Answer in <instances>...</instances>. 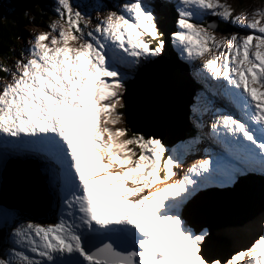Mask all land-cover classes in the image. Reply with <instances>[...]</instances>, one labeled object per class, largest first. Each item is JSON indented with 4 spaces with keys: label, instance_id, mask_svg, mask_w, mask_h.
<instances>
[{
    "label": "snow or ice",
    "instance_id": "snow-or-ice-1",
    "mask_svg": "<svg viewBox=\"0 0 264 264\" xmlns=\"http://www.w3.org/2000/svg\"><path fill=\"white\" fill-rule=\"evenodd\" d=\"M55 4L60 20L48 27L58 34H36L16 71L0 66L12 78L0 89V148L44 157L59 206L53 223H16L0 264H221L204 256L207 233L194 231L181 209L206 183L235 182L250 169L264 174V10L242 25L248 35L218 40L204 15L236 25L241 18L219 0H178L176 47L190 60L219 52L202 67L235 111L217 110L209 125L227 157L203 159L168 183L179 158L162 139L116 127L122 69L165 47L151 0H125L91 30L90 13L71 0ZM224 264H264V235Z\"/></svg>",
    "mask_w": 264,
    "mask_h": 264
},
{
    "label": "water",
    "instance_id": "water-1",
    "mask_svg": "<svg viewBox=\"0 0 264 264\" xmlns=\"http://www.w3.org/2000/svg\"><path fill=\"white\" fill-rule=\"evenodd\" d=\"M170 18L158 26L164 34L163 52L138 69L122 95L125 128L146 137L154 134L165 146L185 138L195 92L184 63L173 52L169 34L176 31V14ZM218 23L217 19L208 20L215 30ZM42 189L36 169L9 163L2 172L0 205L34 217L28 212L35 214L39 209ZM181 215L195 231L208 229L201 251L206 258L224 263L237 252L249 249L263 235L264 182L242 179L201 197L186 206Z\"/></svg>",
    "mask_w": 264,
    "mask_h": 264
},
{
    "label": "rangeland",
    "instance_id": "rangeland-1",
    "mask_svg": "<svg viewBox=\"0 0 264 264\" xmlns=\"http://www.w3.org/2000/svg\"><path fill=\"white\" fill-rule=\"evenodd\" d=\"M18 1L21 3L23 2V0H18ZM25 1H27L28 3V1L30 0H25ZM124 2L125 0H71V3L73 5L78 6V10L81 11L82 15H84L85 13H90L91 20L88 23V30L93 29L96 22L99 19H102L103 16H105L108 12H117L119 14L120 5H122ZM219 2L223 4H227L232 9L233 17L239 16L241 18V25L225 22L217 16L204 15L201 22L205 26L208 25L206 23V20L212 21V19H217L218 22L225 24L223 28H218L214 31V34L216 35L218 40L224 39L225 37L230 38L231 35L233 34L248 35L250 30L245 29L244 27H242V25L247 24L248 20L252 16V13L255 10H264V0H219ZM98 3L105 5L106 7H104L102 10H93ZM10 6L12 7V4L11 5L10 3L7 4V7ZM55 7H56L55 0H46V2H44L42 7L44 13L39 19L38 23L33 22V19L36 16L30 15L31 17L30 23L24 27V29L22 30V35L17 39L19 48H23V51H21L20 54L13 55L11 58H9V61L7 62L8 65L7 68L16 71L17 69L15 68V65L17 61L22 63L28 58L29 47L32 43L33 37L36 34L43 32H48L50 35L58 34V32H52L51 29L48 27L52 22L60 20L58 13H56L55 11ZM243 9H245L247 12L242 11ZM85 19H88V17L86 16ZM156 23L158 26L159 21L156 20ZM81 27H83V24H81ZM172 34L173 33L169 34L172 49L175 55L177 56V58L182 63H184L183 66L186 68L188 75L192 77L193 81H196V84L198 83L197 79L200 81L201 84H205L206 88L212 93V94L208 93L207 96L204 92L202 93L197 92L196 94L197 97L196 96H195L196 98L194 97L195 101L193 102V104H190L189 106V112H192L191 117L189 114V119H191V121L195 120L197 122V126L199 123L204 137L210 138L211 141L210 142L208 140L202 141L198 138H195L192 144L188 143V141L186 142V140L184 141L179 140L180 142H176L171 147L165 146L168 149V154H171L179 158V167L174 169V171L177 173V175L173 177L172 181H174L175 179L178 178L180 179V175L185 173L189 167H191L193 164H196L197 162L203 159H209L211 162V161H215L216 159L224 160L227 157V155L224 154L223 146L221 144L218 145L214 137L210 135L209 125L215 119L214 113L217 110L221 112H229V111H235V109L234 106L231 105L228 98L221 94L217 80H213L210 77V75L207 73V71L202 67V64L205 59H208L212 55H219V52H210L205 54L204 56L190 60L187 58L186 53L182 54L180 49L176 47ZM154 45L155 42H153L152 46ZM153 58L154 57H151V59ZM142 60L145 59L141 58L139 62H141ZM132 69H122V70L127 71L129 73ZM129 80L131 79L127 78L124 81L123 94L126 90V86H127L126 83L129 82ZM11 81L12 78L7 73L0 74V89H2L3 85L11 83ZM190 107H191V111H190ZM117 113L118 115L121 116V118L122 117L124 118V114L122 115V112L119 109H117ZM116 127H124L123 120H121V123L116 125ZM132 135H133L132 133L128 132V137H131ZM199 137L202 139V136ZM135 150L139 152L138 148ZM213 150H218V151H216V153H213L215 152ZM10 156L13 158L31 160L34 162L37 161L35 158L32 157H19L20 155H10ZM43 162L44 161H42V163H40L39 165L42 166L43 164H45ZM117 170H119L118 166L114 169V171ZM255 174H257L260 178H263L264 180V174H262L260 171L259 173H255ZM172 181H169L168 183H171ZM44 183L46 185V193H47V191H50V189L48 190L49 188L48 180L44 181ZM224 184H225L224 181H222L221 179H217L211 181V183H206L204 185L207 186L206 188H202V187H201L202 189L198 188L196 192H199L201 190V193H205V191L210 188L218 189ZM49 199L50 202L45 201L43 203V205H45L46 208L42 207L37 217H32L26 214H18L20 211L18 212L15 210H9L5 208L6 211L5 214H8L9 217L7 223L5 222V215L1 216L2 214L0 207V234H2L3 236V240L0 242V258H4L3 254L6 253L8 249L11 247L10 233L12 227H14L16 223L27 222L30 220L32 223L49 224L52 223V221H55L56 210L55 208L52 209V207L53 206L56 207L55 206L56 202H54L55 199L53 198V196L52 199L51 198ZM46 221L49 223H47ZM2 229H4V233H2ZM201 231H206L207 235L209 234V231L206 228L202 229ZM245 259H247V257H245Z\"/></svg>",
    "mask_w": 264,
    "mask_h": 264
},
{
    "label": "trees",
    "instance_id": "trees-1",
    "mask_svg": "<svg viewBox=\"0 0 264 264\" xmlns=\"http://www.w3.org/2000/svg\"><path fill=\"white\" fill-rule=\"evenodd\" d=\"M44 2L46 0H30L28 3L25 0L22 3L18 0H0V66L7 67L9 58L23 51V48H19L17 39L22 35L24 27L30 23V15L36 16L33 19L34 23L39 22L44 13L42 10ZM9 3L10 5L12 4V7H7ZM242 11L247 12L245 9ZM156 20L159 21V18L157 17ZM224 26L225 24L223 23L218 24V28H223ZM4 73L6 74V72L0 71V74ZM118 109L123 115L124 107L122 106ZM122 120L124 121L123 117ZM185 135L188 142H190V139L195 137V129L189 127L186 129ZM36 213H40V209ZM1 235L0 240L2 238Z\"/></svg>",
    "mask_w": 264,
    "mask_h": 264
},
{
    "label": "bare ground",
    "instance_id": "bare-ground-1",
    "mask_svg": "<svg viewBox=\"0 0 264 264\" xmlns=\"http://www.w3.org/2000/svg\"><path fill=\"white\" fill-rule=\"evenodd\" d=\"M166 23H168V20H165V24ZM159 24V23H158ZM175 32V31H174ZM173 32V33H174ZM213 96V95H212ZM4 149L3 148H0V151H3ZM27 154H30V153H23V154H19V155H21V156H27ZM221 155V154H220ZM217 156V155H216ZM28 157H32V158H35L37 161H44L45 160V158L44 157H42V156H40L39 154H30V155H28ZM29 165V164H28ZM184 174V173H183ZM183 174H181L180 175V177L183 175ZM37 178V176L34 174V179H36ZM177 180H179V178L178 179H175L174 181H172V182H175V181H177ZM171 182V183H172ZM48 190L50 189V186H49V181H48ZM45 190H46V186H44L43 187V191L45 192ZM47 200H48V202H50V199L49 198H51L52 199V193H51V191H47ZM54 202H56V207H52V209H54L55 208V210H56V208H58V206H59V199L58 198H56L55 199V201ZM54 204V203H53ZM226 246V245H225Z\"/></svg>",
    "mask_w": 264,
    "mask_h": 264
}]
</instances>
